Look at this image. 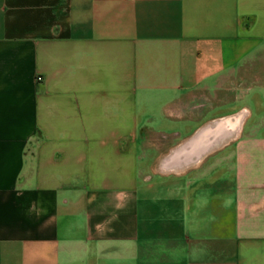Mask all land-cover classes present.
Segmentation results:
<instances>
[{
	"label": "crops",
	"instance_id": "1",
	"mask_svg": "<svg viewBox=\"0 0 264 264\" xmlns=\"http://www.w3.org/2000/svg\"><path fill=\"white\" fill-rule=\"evenodd\" d=\"M0 264H264V0H0Z\"/></svg>",
	"mask_w": 264,
	"mask_h": 264
}]
</instances>
